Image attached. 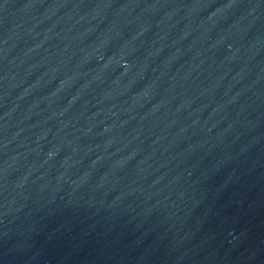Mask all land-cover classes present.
<instances>
[{"label": "water", "instance_id": "water-1", "mask_svg": "<svg viewBox=\"0 0 264 264\" xmlns=\"http://www.w3.org/2000/svg\"><path fill=\"white\" fill-rule=\"evenodd\" d=\"M0 264H264V0H0Z\"/></svg>", "mask_w": 264, "mask_h": 264}]
</instances>
